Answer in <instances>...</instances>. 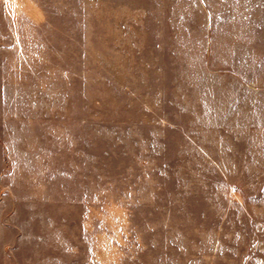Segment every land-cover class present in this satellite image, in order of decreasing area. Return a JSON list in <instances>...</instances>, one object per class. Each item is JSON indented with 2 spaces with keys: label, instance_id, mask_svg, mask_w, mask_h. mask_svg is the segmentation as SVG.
Masks as SVG:
<instances>
[{
  "label": "rangeland",
  "instance_id": "rangeland-1",
  "mask_svg": "<svg viewBox=\"0 0 264 264\" xmlns=\"http://www.w3.org/2000/svg\"><path fill=\"white\" fill-rule=\"evenodd\" d=\"M0 264H264V0H0Z\"/></svg>",
  "mask_w": 264,
  "mask_h": 264
},
{
  "label": "crops",
  "instance_id": "crops-1",
  "mask_svg": "<svg viewBox=\"0 0 264 264\" xmlns=\"http://www.w3.org/2000/svg\"><path fill=\"white\" fill-rule=\"evenodd\" d=\"M1 237V236H0Z\"/></svg>",
  "mask_w": 264,
  "mask_h": 264
}]
</instances>
